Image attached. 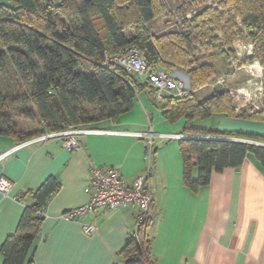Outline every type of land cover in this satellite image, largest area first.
I'll return each mask as SVG.
<instances>
[{
	"label": "trees",
	"instance_id": "trees-1",
	"mask_svg": "<svg viewBox=\"0 0 264 264\" xmlns=\"http://www.w3.org/2000/svg\"><path fill=\"white\" fill-rule=\"evenodd\" d=\"M222 7H229L230 11L225 10L221 18L211 8L191 17L181 8L176 28L156 35L149 24L165 11L162 0L0 3V135L24 142L47 133L118 118L133 108L141 91L156 98L157 90L148 80L141 82L139 76L109 59L137 45L154 70L186 71L194 91L191 97L182 100L166 96L161 101L166 119L186 117L184 133L264 143V136L257 134L192 126L195 119H207L214 114L264 120V101L258 109L238 106L224 85H213L203 101L197 93L215 83V58H226V47L231 49L239 40L254 45L264 42V0H227ZM237 20L241 31L233 33ZM253 59H257V50ZM16 115L38 122L41 129L26 134L18 131ZM180 148L184 182L192 190L207 185L213 172L239 167L250 152L264 164V146L242 141L187 138L181 141ZM193 165L199 169L197 179L192 177ZM58 188L52 177L37 190V204L25 210L17 231L1 246L3 264H34L33 233L43 221L36 212L47 205ZM150 248L147 228L141 227L127 237L120 254L126 257L127 264H153Z\"/></svg>",
	"mask_w": 264,
	"mask_h": 264
},
{
	"label": "crops",
	"instance_id": "crops-1",
	"mask_svg": "<svg viewBox=\"0 0 264 264\" xmlns=\"http://www.w3.org/2000/svg\"><path fill=\"white\" fill-rule=\"evenodd\" d=\"M185 125L186 117L166 119L162 103L141 91L133 108L118 118L79 126L96 132L81 134L78 150L68 151L60 137L20 142L0 135V155L6 154L0 174L14 185L10 196L0 194V264L2 244L17 231L25 210L37 204V190L52 177L59 188L33 233L34 264H127L120 251L136 230L138 206L97 209L72 220L63 217L89 201L85 189L95 166L118 169L127 184L142 176L150 186L155 216L147 233L153 264H264V164L250 152L239 167L213 172L207 185L192 190L184 182L183 139L159 136L200 135L184 133ZM192 126L264 136V120L225 114L197 118ZM151 135L154 145L148 159ZM191 173L198 178L196 165ZM91 224L95 230L88 235L84 227Z\"/></svg>",
	"mask_w": 264,
	"mask_h": 264
},
{
	"label": "built area",
	"instance_id": "built-area-1",
	"mask_svg": "<svg viewBox=\"0 0 264 264\" xmlns=\"http://www.w3.org/2000/svg\"><path fill=\"white\" fill-rule=\"evenodd\" d=\"M109 59L111 62L124 67L128 72L148 80L157 90L156 98L160 102L166 96L184 100L190 98L194 93L190 85L178 77L174 71H168L166 69L154 70L151 68L137 45H131L122 52L111 55ZM231 94L233 93L231 92ZM88 132L96 131L71 127L60 132L44 134L36 139L44 140L52 137H60L64 139L68 151H74L81 148L79 136ZM159 136L167 139H227L264 145L263 142L232 137L167 134H160ZM153 145L154 137L151 135L150 146L147 150L148 159L152 156ZM5 155V153L0 155V162ZM91 174L90 184L85 189V192L89 195V201L86 204L66 211L63 214L64 218L68 220L78 219L88 211L119 209L124 206L136 205L139 207L140 213L135 231H138L141 227H148L155 216V209L151 188L146 183L144 177L139 176L132 184H127L118 169L114 167L102 168L99 166L92 167ZM13 187L12 181L8 177L0 174V194L10 196ZM46 215V206L41 207L36 212L37 217L44 218ZM94 230L95 226L93 224L84 227V232L88 235L92 234Z\"/></svg>",
	"mask_w": 264,
	"mask_h": 264
},
{
	"label": "rangeland",
	"instance_id": "rangeland-1",
	"mask_svg": "<svg viewBox=\"0 0 264 264\" xmlns=\"http://www.w3.org/2000/svg\"><path fill=\"white\" fill-rule=\"evenodd\" d=\"M2 2L6 3V0H0V3ZM162 2L166 6L165 11L149 24L151 32L156 35L167 33L176 28V24L181 19L179 14L181 8L186 11L188 17L206 8H211L215 11L218 18L224 15L223 12L225 10L230 11L229 7L226 9L222 7L227 0H162ZM236 24L239 26L241 23L237 20ZM236 26L233 33L234 31L238 33L240 30ZM256 50L257 59H253ZM225 52L227 54L226 58H215V66L218 70L215 83L208 86L199 96L204 99L211 93L213 85H220V87L224 85L228 92L233 93L234 102L238 106L260 108L262 101H264V66L262 64L264 63V42L254 45L247 40H239L232 45L231 49L226 47ZM174 72L184 81L188 80L185 70H176ZM260 87L262 90L258 89ZM15 121L18 124V131L25 134L41 129V125L38 122H33L17 115L15 116Z\"/></svg>",
	"mask_w": 264,
	"mask_h": 264
},
{
	"label": "water",
	"instance_id": "water-1",
	"mask_svg": "<svg viewBox=\"0 0 264 264\" xmlns=\"http://www.w3.org/2000/svg\"><path fill=\"white\" fill-rule=\"evenodd\" d=\"M193 139H195V138H193ZM224 140H227V139H224ZM242 142H244V141H242ZM247 143H250V142H247ZM252 144H254V143H252ZM259 145L264 146L263 144H259Z\"/></svg>",
	"mask_w": 264,
	"mask_h": 264
}]
</instances>
